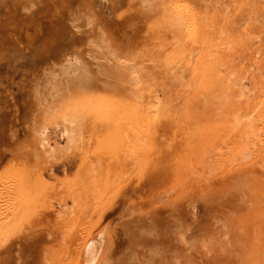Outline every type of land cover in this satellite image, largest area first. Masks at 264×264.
<instances>
[{"label": "rangeland", "instance_id": "obj_1", "mask_svg": "<svg viewBox=\"0 0 264 264\" xmlns=\"http://www.w3.org/2000/svg\"><path fill=\"white\" fill-rule=\"evenodd\" d=\"M170 1L0 0V264H79L84 237L102 230L99 264H264V0H179L196 13L195 39L182 46L160 29ZM89 38L102 47L92 52ZM109 51L153 53L145 75L162 100L130 176L117 180L122 160L107 159L102 177L114 181L92 187L85 215L60 218L81 157L116 149V118L132 101L128 83L102 73L118 72ZM71 99L94 112L83 142L34 159L32 122L49 116L56 138L58 112L47 111Z\"/></svg>", "mask_w": 264, "mask_h": 264}, {"label": "bare ground", "instance_id": "obj_2", "mask_svg": "<svg viewBox=\"0 0 264 264\" xmlns=\"http://www.w3.org/2000/svg\"><path fill=\"white\" fill-rule=\"evenodd\" d=\"M161 11L163 16V23L160 25V29L163 32L162 34H169L172 40L174 41V43H177L178 45L181 46L184 44L186 45L188 41L190 40L193 41L195 39L196 13L192 8L189 9L186 6L181 5L179 0H171L168 4H165L164 6L161 7ZM76 21L77 20L74 19L72 25L77 28L78 26L76 25ZM87 42H88L87 45L92 52L98 50V48H101L103 43L101 38H89ZM109 54L110 57L109 56L104 57L106 61L105 63L108 64V66H113L114 63H112L113 62L112 60L116 59L115 61L118 62L117 63L118 72H110L108 70V72L102 71V73H110L112 77L128 83L129 84L128 89L130 95L132 96V98L130 99H132V101L131 103H129V105H126L124 109L122 108L123 113L121 117H119L118 119L116 118L117 121L116 124H118L119 127V133L116 136L117 139L115 138V142L117 144L114 142V140L112 141L113 143H115L116 149L113 152H110L111 149L110 150L106 148L104 149L103 147L105 146L99 145L101 146L99 147L97 145L98 147H96V149H94L95 147H93L91 148L92 150L94 149L93 151L86 150L87 154L85 155L84 153L85 156L81 157L82 159H81V165H80L78 177L75 179L73 178V180L71 179L72 181L70 184L68 182V187L66 189L67 200L70 199L72 202L68 203L66 201L62 203L64 199L61 202H59L58 216L60 218H63L64 215L69 213H73L76 217H80L87 213L88 210L87 206L89 205L90 202L89 200L91 196L92 187L97 183H101V181L102 182L104 181L105 184H108L110 183V181L113 180L112 178H110V176L105 179L103 177L106 176L102 175V172H104V175H106L105 174L106 171L104 168L107 167L106 165L109 166V164L106 162L107 159L110 158L112 159V157H117L120 160H122L121 161L122 163L119 162V165L117 167H113L114 169H116L115 173H118L117 176L118 178H116L117 174L113 172L115 174L114 178H116L117 180L121 178L120 180H122L123 178H128V176H130V172H132L133 168H135V166L138 164V160L141 152L140 145L144 142L145 140L144 138L146 137L147 132L151 129V126L154 124L155 112L158 109V104L162 100L161 94L159 93L156 85L152 81H150L145 75V69L149 65V62L154 63L153 61L154 58L152 57L153 53L140 51L136 55L127 54L125 57H120V58L115 57L113 52L109 51ZM148 54H150L151 57L146 58ZM203 55H205V57ZM206 55H207L206 52L202 54L203 59L206 58ZM202 56L200 57L201 60H199L201 62L205 61L202 60ZM207 60L208 59L206 58V61ZM81 64L82 61L81 58L79 57H74V59L70 62V66L80 67ZM186 85L187 83L183 84V86ZM147 92L151 93L149 96V103L151 104L150 105L151 108L147 115H142V106H143L142 101L143 98L145 97V94H147ZM87 107L88 105L86 103L79 102L76 99H71L69 100V102L61 105V107L58 108L55 106H49L47 113H51V111L58 112L57 115L58 120L56 122V127H57L56 132L58 135L56 138L55 137L52 138L50 135L51 125H50L49 116L45 115V118H41L40 120L33 121L31 128L35 134L34 139L36 143L35 150L34 152H32L34 159L41 158L42 160H46L48 162L58 160L59 158L62 157L64 153L68 152L73 146L80 145L83 142V139L86 135V131L88 128V119L91 115H94V112L90 111ZM246 117L248 116L246 115ZM236 120H237L236 123H233L232 125L229 124L226 125L229 131H234L239 127L240 120L239 118L238 119L236 118ZM253 120L254 118L252 116L250 118V121L243 128L242 130L243 133L241 132V130L238 131L237 135L239 139L241 138V141L238 140V142L236 143H238L239 148L236 151H234L232 154H230L229 157L234 162L237 159V157L240 156L239 154L242 153L244 154L245 150L247 149V145L245 141H247L250 135H252L251 132L253 129V122H254ZM239 132L242 133V134L240 133L241 134L240 136H239ZM238 137L236 136L235 138ZM233 141H235V139ZM209 150L210 148L206 147L202 152L203 156L201 157L202 159L200 160L201 163L203 162L202 166L204 164V161H205V165H207L206 164L207 160L205 159H207L210 156ZM112 162L113 161H111V163ZM207 163L209 164V162ZM111 165H113V163ZM205 165L204 167H206ZM113 173L110 174L111 177L112 175H114ZM59 179L62 180L63 178H59ZM56 186L54 187V189L57 192L58 186L57 187ZM63 186L64 184L62 185V188ZM20 188H22V186H20ZM64 191H65V186H64ZM61 192L63 191L61 190ZM63 194L61 196H63ZM60 223L61 222H59V224ZM106 236L107 235L105 234V230H102L101 232L97 233L94 237L91 235V231L88 232L87 236L84 237L85 239L82 244L83 247L80 249L81 251L78 255L79 264H99L100 262L99 260L103 258L104 250L106 249L104 248L106 247L105 246V243L107 242L106 240H108L107 239L108 237L106 238Z\"/></svg>", "mask_w": 264, "mask_h": 264}]
</instances>
